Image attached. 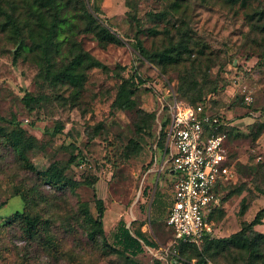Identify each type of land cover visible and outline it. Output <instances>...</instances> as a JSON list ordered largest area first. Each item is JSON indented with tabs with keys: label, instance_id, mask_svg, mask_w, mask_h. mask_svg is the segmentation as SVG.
Listing matches in <instances>:
<instances>
[{
	"label": "rangeland",
	"instance_id": "374dc122",
	"mask_svg": "<svg viewBox=\"0 0 264 264\" xmlns=\"http://www.w3.org/2000/svg\"><path fill=\"white\" fill-rule=\"evenodd\" d=\"M85 2L120 42L77 36L102 67L87 71L75 97L72 88L43 81L39 49L18 51L6 16L25 22L24 0H0V264H195L201 243L181 253L165 224L173 175L163 132L172 106L194 96L236 126L227 147L238 180L211 216L212 238L237 232L264 206V0ZM177 42L189 50L180 62L154 61L152 54ZM134 74L141 83H132ZM24 93L36 98L32 111ZM16 127L27 142L22 153L2 142ZM51 171L73 187L47 183ZM94 196L104 204L109 246L121 220L155 246L127 259L101 237L89 240ZM22 216L38 222L31 237ZM253 229L264 233V217Z\"/></svg>",
	"mask_w": 264,
	"mask_h": 264
},
{
	"label": "trees",
	"instance_id": "16d2710c",
	"mask_svg": "<svg viewBox=\"0 0 264 264\" xmlns=\"http://www.w3.org/2000/svg\"><path fill=\"white\" fill-rule=\"evenodd\" d=\"M24 2L26 7L25 22H18V16L15 14H8L6 16V24L10 31L20 38L17 45L18 51L27 48H30V50L32 48L39 49L40 57L43 61L40 70V77L43 81L48 82L50 85L59 84L68 86L73 89L75 97H77L84 87L87 71L92 68L102 67V64L94 56L83 49L81 43L77 40V36L83 33L90 34L101 46L119 43V37L115 32L102 24L99 18L89 10L85 0H24ZM22 34H25L26 38L31 42L30 47L25 43V39L21 37L23 36ZM188 52L189 50L186 45L177 42L170 44L169 47L156 54H152V56L157 63L166 65L180 62L183 59V55ZM13 59H17L16 54ZM133 82L139 84L141 83V78L134 74ZM194 100L196 102L187 104H203L211 116H217L221 123L216 130L213 128V125H206V133L210 134L213 131H218L225 133L227 140L230 139V134L236 127L233 124V120L227 119L225 114L220 111L211 110L208 103L199 97L194 96L190 101ZM22 101L27 110L32 111L36 98L29 93H24ZM127 103L125 102L123 106H128ZM223 122L231 124L225 126ZM167 128L163 132L164 142H166ZM2 135V142L14 148L18 153H22L23 149L27 147V142L24 140V132L21 128L16 127L9 132L4 131ZM166 153L168 154L167 149ZM230 158H234L231 153ZM47 183L58 189L73 187L71 181L67 180L61 172L56 171L47 173ZM227 187H223L218 192L217 200L207 214L209 221H211V216L220 206ZM241 190V186H238L233 189V193L238 194ZM94 199L98 217L91 222V224L95 225V228L87 233L89 240H94L99 236L105 247L110 251L123 255L127 259H132L143 253L144 246H155L143 232L131 230L122 220L119 222L114 234L115 245L109 246L103 235L101 221L105 210L104 204L101 198L95 197ZM171 205L172 192L165 210V224ZM244 207L245 205L243 204L241 208L245 209ZM263 217L264 206L255 213L251 221H244L237 232L227 237L218 238H212L210 234L206 235L200 244L201 249L197 250L194 248L197 257L195 264H207L208 259L221 264H264V233L253 229L254 226L262 223ZM22 220L27 235L29 237L33 236L34 230L37 229V220L28 216H22ZM166 227L173 234L172 228L167 224ZM194 246L196 245L175 242V247L181 253L188 247Z\"/></svg>",
	"mask_w": 264,
	"mask_h": 264
},
{
	"label": "built area",
	"instance_id": "2783aa9c",
	"mask_svg": "<svg viewBox=\"0 0 264 264\" xmlns=\"http://www.w3.org/2000/svg\"><path fill=\"white\" fill-rule=\"evenodd\" d=\"M208 124L216 130L221 123L203 104L172 106L165 148L173 189L166 224L172 228L175 242L199 245L211 234L207 214L218 192L238 180L236 160L230 158L226 134H207Z\"/></svg>",
	"mask_w": 264,
	"mask_h": 264
},
{
	"label": "crops",
	"instance_id": "0c3cea01",
	"mask_svg": "<svg viewBox=\"0 0 264 264\" xmlns=\"http://www.w3.org/2000/svg\"><path fill=\"white\" fill-rule=\"evenodd\" d=\"M234 124V123H233Z\"/></svg>",
	"mask_w": 264,
	"mask_h": 264
}]
</instances>
